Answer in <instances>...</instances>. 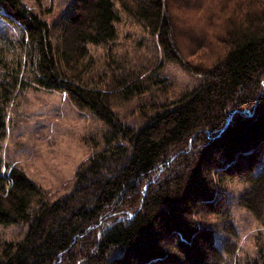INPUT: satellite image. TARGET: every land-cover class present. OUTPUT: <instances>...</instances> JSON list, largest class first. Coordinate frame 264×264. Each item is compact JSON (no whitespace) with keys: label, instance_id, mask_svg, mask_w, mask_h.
<instances>
[{"label":"trees","instance_id":"1","mask_svg":"<svg viewBox=\"0 0 264 264\" xmlns=\"http://www.w3.org/2000/svg\"><path fill=\"white\" fill-rule=\"evenodd\" d=\"M206 1L74 0L56 43L23 0H0L2 17L23 29L12 64L0 49V224H27L2 243L0 264H224L236 246L218 244L209 216L231 214L222 184L234 179L251 185L243 204L264 218V0H220L209 39L186 31L180 12L197 15ZM120 9L156 36L165 60L203 79L177 99L143 105L138 125L114 104L147 89L140 80L85 81L90 43L117 38ZM30 84L65 91L108 128L55 200L1 151L10 105ZM257 245L245 264H264V240Z\"/></svg>","mask_w":264,"mask_h":264},{"label":"rangeland","instance_id":"2","mask_svg":"<svg viewBox=\"0 0 264 264\" xmlns=\"http://www.w3.org/2000/svg\"><path fill=\"white\" fill-rule=\"evenodd\" d=\"M23 1L48 20L57 43L63 18L74 0ZM219 2L207 0L197 15L182 7L181 15L189 22L184 24L186 31L192 32L194 37L205 35L209 39L218 30L214 19ZM117 28L118 36L109 44L90 43L92 65L85 74V81L94 86L113 87L118 79L123 80L124 86L132 80H140L142 86L148 87L114 104L129 124L138 125L144 120L143 105L177 99L203 81L200 75L184 69L178 62L165 60L156 36L121 9ZM22 32L21 26L9 23L0 14V49L6 52V63L12 64L15 55L20 53ZM192 47L191 44L189 50ZM107 130L103 121L79 108L65 91L30 84L18 91L10 105L8 133L1 151L6 162L23 168L47 191L50 199L55 200L73 188L77 168L92 152L91 142L104 145ZM263 169L264 159L259 171ZM250 187L249 183L237 179L224 182L222 190L231 214L209 216L210 222L215 224L218 244L223 248L228 244L236 246L234 252L225 254L224 264H245L254 259L259 253L258 240H264V218H257L243 204ZM232 228L234 232L230 231ZM26 230L25 223L0 224V247L5 240L23 237ZM121 252L122 248H114L111 256Z\"/></svg>","mask_w":264,"mask_h":264}]
</instances>
